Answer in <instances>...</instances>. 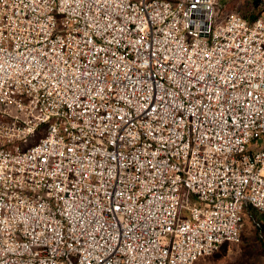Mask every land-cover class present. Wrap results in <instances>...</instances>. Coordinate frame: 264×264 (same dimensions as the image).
<instances>
[{"label": "built area", "instance_id": "2783aa9c", "mask_svg": "<svg viewBox=\"0 0 264 264\" xmlns=\"http://www.w3.org/2000/svg\"><path fill=\"white\" fill-rule=\"evenodd\" d=\"M223 9L0 0V264H205L241 241L264 214V9Z\"/></svg>", "mask_w": 264, "mask_h": 264}, {"label": "rangeland", "instance_id": "374dc122", "mask_svg": "<svg viewBox=\"0 0 264 264\" xmlns=\"http://www.w3.org/2000/svg\"><path fill=\"white\" fill-rule=\"evenodd\" d=\"M218 2L225 11L236 8L247 15L252 12L253 6L258 12L264 8V0H218ZM261 219L264 221V215L252 211L245 220L240 242L224 243L218 252L202 257L200 261L205 264H264V223L260 222L259 226L255 222Z\"/></svg>", "mask_w": 264, "mask_h": 264}, {"label": "trees", "instance_id": "16d2710c", "mask_svg": "<svg viewBox=\"0 0 264 264\" xmlns=\"http://www.w3.org/2000/svg\"><path fill=\"white\" fill-rule=\"evenodd\" d=\"M264 9V8H263ZM251 13L249 14V15H247V14H245V13H243L246 17H248V18H254V17H256L260 12H258V10L256 9L255 10V6H253L252 8H251ZM252 211H256V212H258L257 210H252ZM260 215H264V214H262V213H260V212H258ZM256 223H258L259 224V226L261 225L260 224V222H262V223H264V221L261 219V220H259V221H255ZM245 228V227H244Z\"/></svg>", "mask_w": 264, "mask_h": 264}]
</instances>
